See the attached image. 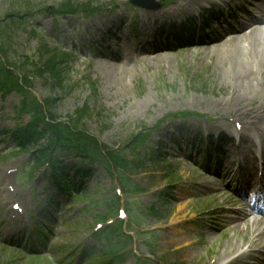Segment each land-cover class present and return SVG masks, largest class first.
Segmentation results:
<instances>
[{"label":"rangeland","instance_id":"rangeland-1","mask_svg":"<svg viewBox=\"0 0 264 264\" xmlns=\"http://www.w3.org/2000/svg\"><path fill=\"white\" fill-rule=\"evenodd\" d=\"M8 1L0 0V17L8 10ZM27 1L33 10L26 16L43 34L44 41L74 48L79 54L70 61L65 76L72 89L58 103L57 114L66 115L85 103L100 110L107 119L103 130L101 122L94 118L87 120L86 126L100 143L111 147L129 146V138L138 136L143 125L162 124L147 145H158L168 159L155 163L154 171L133 177L144 191L133 197L129 207L144 213L151 204L161 205L158 196L163 193L172 203L166 218L152 220L154 233H147L151 228L142 226L140 230L146 233L133 235L132 247L123 249L125 238L112 234V230L103 229L102 235L93 238L90 232L96 224L91 220L99 210L94 207V198L101 194L111 196L110 174L96 166L87 182L88 197L64 202L56 211L55 207L46 206L55 192L51 181L40 169L25 167L28 155L10 150L13 145L7 136L0 140V154L7 152L0 160V259L10 264H102L100 259L86 261L80 257L94 247L95 252L110 249L115 254L114 264H229L233 255L249 247L252 234L234 230V226L243 224L241 216L231 209L244 210L247 206L228 190L226 180L238 169L251 183L256 175L257 187L262 186L264 155L256 149L264 146V120L259 122L258 130L248 122L264 116V64L259 67L242 49L244 43L237 42L234 48L240 52L242 49V57L245 54L250 58L249 67L256 73L236 79L231 70L234 64L227 59L225 47L219 45V36L226 30L224 27L230 26L223 22L227 18L223 15L225 8L230 13L233 6L234 14V9L247 7L260 16L257 6L264 5V0H223L220 4L219 0H211L219 5H210L208 0L200 1L198 6L196 0H159L163 6L156 11L136 9L130 0H98V4L117 8L111 16L103 15L106 10L102 9L106 8L75 13L70 3L77 4L76 0ZM84 1L89 0H77ZM230 20L237 28L245 19ZM109 29L110 38L105 39L103 34ZM233 37L235 33L230 36ZM20 39V52L35 53L36 40L28 39L25 33ZM260 40L264 49V33ZM95 42L100 46L94 47ZM87 46L94 51L82 53ZM89 84L95 87L94 93ZM49 89V85L34 82L37 98L48 94ZM18 100L14 94L0 100V134L13 124L11 108ZM177 117L182 119L176 121ZM27 122L29 119L24 118ZM172 124L176 135L171 137ZM227 131L239 135V146L234 143L236 137L227 134L232 139L223 140L221 156L215 151L216 157L211 160L196 158L197 151L211 150L208 142L221 136L216 132L225 135ZM188 134H200L196 146L194 137ZM167 171L174 173L172 180L166 176ZM56 200L59 198L53 197ZM230 201L237 202L228 204ZM38 215L53 223L50 234L39 243L37 252L41 255L30 258L23 250L16 254L10 241H24L19 233L23 228L27 231ZM138 220H143V214ZM227 221L232 222L226 226ZM119 230L123 234L121 227ZM263 238L264 231L255 242ZM32 240L28 249L33 250L38 240L34 236ZM20 246L25 249V243ZM242 261L253 260L251 257Z\"/></svg>","mask_w":264,"mask_h":264},{"label":"trees","instance_id":"trees-1","mask_svg":"<svg viewBox=\"0 0 264 264\" xmlns=\"http://www.w3.org/2000/svg\"><path fill=\"white\" fill-rule=\"evenodd\" d=\"M90 4L91 2L88 7L83 8H89ZM30 5L28 1L22 0L7 2L8 10L0 17V95L4 97L9 91H15L20 97L18 104L13 108L14 119L17 122L6 128L3 134L11 137L13 146L18 151L28 152L29 148L35 149L30 155L34 167L47 161L55 184L72 194L79 193L81 188L73 190L76 186L70 183L68 174L58 162L63 151L68 155L102 164H106L109 158L128 173L140 171L145 160H149V163L159 160L154 152L148 155L145 151H137V142L133 141L128 146L136 151L131 160L126 159L125 152L128 147L125 148L124 145L115 149L103 147L102 150L95 137L87 133L85 125L86 119L92 116L102 120L104 116L100 110L89 108L85 104L63 118L55 113L59 101L72 89L65 76L71 66L68 62L71 57L69 52L55 46L56 44H47L36 34L35 28L29 24L30 20L26 16L32 11ZM22 33H26L37 42L33 56L19 51ZM35 80L44 87L49 85L48 94L53 95L46 94L39 102L30 90ZM24 114L32 115L34 122L25 126L22 122ZM56 119H59L58 123L53 125L52 121ZM102 124L104 125V119ZM53 134L57 137V142H54ZM0 264L8 263L0 261Z\"/></svg>","mask_w":264,"mask_h":264},{"label":"bare ground","instance_id":"bare-ground-1","mask_svg":"<svg viewBox=\"0 0 264 264\" xmlns=\"http://www.w3.org/2000/svg\"><path fill=\"white\" fill-rule=\"evenodd\" d=\"M182 2V0H180ZM257 9L262 12V18L261 19H253L250 15L248 16L250 19L253 20V22L250 25H243L240 28L239 34L237 38H228L224 40H221L219 42V45H222L225 47V55L228 60L231 59L232 63L234 64L231 67L232 74L235 73V78L239 79L240 76H245L249 73L251 75L252 73H256L253 69L249 67L250 65V58L257 63L259 67H261L264 64V49L262 47V42L260 40V34L264 33L263 26H260L259 24L261 22H264V8L261 6H257ZM237 42L244 43L243 50L245 53H247L249 57H246L245 54L242 57V54L244 53L241 49V52L234 48V45ZM264 110V106H263ZM264 120V116H256L255 118L249 120L248 123L252 124L253 126H256L259 124L260 121ZM257 128V127H254ZM234 211V210H233ZM220 211L217 212L219 214ZM235 212V211H234ZM242 216V220H246V223L251 222V226L247 227L246 229L252 230V234L256 237H261L262 233L264 231V218H257L252 217L250 219L247 218V214L241 213V212H235ZM261 225L263 228H261ZM223 227H225L223 225ZM238 231L243 232V228L240 227L235 228ZM261 248L264 247V241L260 242ZM245 256H248V253L245 254ZM256 261H253L252 264H259L260 260L257 259V257L253 256ZM240 257H234L232 259V262H239Z\"/></svg>","mask_w":264,"mask_h":264}]
</instances>
